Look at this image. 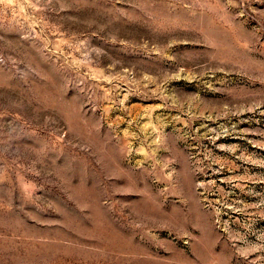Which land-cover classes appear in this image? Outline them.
<instances>
[{"label":"rangeland","instance_id":"rangeland-1","mask_svg":"<svg viewBox=\"0 0 264 264\" xmlns=\"http://www.w3.org/2000/svg\"><path fill=\"white\" fill-rule=\"evenodd\" d=\"M0 264H264V0H0Z\"/></svg>","mask_w":264,"mask_h":264}]
</instances>
